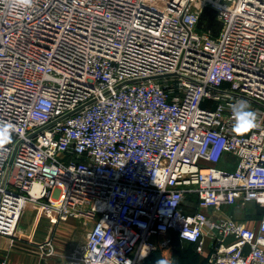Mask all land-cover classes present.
Here are the masks:
<instances>
[{"label":"built area","instance_id":"2783aa9c","mask_svg":"<svg viewBox=\"0 0 264 264\" xmlns=\"http://www.w3.org/2000/svg\"><path fill=\"white\" fill-rule=\"evenodd\" d=\"M0 122L1 235L42 204L93 221L66 264H136L172 231L264 264V0H0ZM249 203L253 226L222 213Z\"/></svg>","mask_w":264,"mask_h":264},{"label":"rangeland","instance_id":"374dc122","mask_svg":"<svg viewBox=\"0 0 264 264\" xmlns=\"http://www.w3.org/2000/svg\"><path fill=\"white\" fill-rule=\"evenodd\" d=\"M223 166L226 167V164ZM249 207L254 213L252 217L256 218L261 212L260 208L256 205ZM92 226L93 221L87 218L70 217L67 221H60L51 208L42 204H29L20 214L12 235L0 234V244H4L0 245V263L66 264L79 259ZM61 228H64L63 231ZM67 232H71V236ZM50 237L55 243L53 253L38 248ZM156 241L166 243L159 245L136 264H144L147 259L149 264H157L160 259L166 260L167 264H205L208 260V255L200 253L195 245L178 243L173 233L159 236Z\"/></svg>","mask_w":264,"mask_h":264},{"label":"clouds","instance_id":"9594fccd","mask_svg":"<svg viewBox=\"0 0 264 264\" xmlns=\"http://www.w3.org/2000/svg\"><path fill=\"white\" fill-rule=\"evenodd\" d=\"M20 2L24 7H30L33 0H20ZM231 112L235 121L233 125L234 131L240 132L246 128L256 126V113L249 108L247 101L241 100L232 104ZM13 127L11 123L0 122V151L3 150L5 143L10 142ZM157 264H167V261L160 259Z\"/></svg>","mask_w":264,"mask_h":264},{"label":"crops","instance_id":"0c3cea01","mask_svg":"<svg viewBox=\"0 0 264 264\" xmlns=\"http://www.w3.org/2000/svg\"><path fill=\"white\" fill-rule=\"evenodd\" d=\"M224 163H227L226 161ZM235 166V164L233 165V167ZM251 205H254L252 203H249V204H245V205H237L236 207H228V206H225L223 209H222V213L224 214H229V215H233L234 217H236L237 219H240V220H244L248 225H255L258 221V219L261 217L260 215H258L256 218L255 217H250L248 216V212L247 210L250 209L249 206ZM247 212V213H246ZM64 229V228H63ZM63 229L61 228L60 230L63 231ZM68 235L70 234L71 236V232H67ZM1 239V238H0ZM2 245V244H0ZM4 245V244H3ZM2 245V246H3ZM148 256V255H147ZM146 256V257H147ZM16 258V256L14 257ZM17 260V258L15 259Z\"/></svg>","mask_w":264,"mask_h":264},{"label":"water","instance_id":"95a60500","mask_svg":"<svg viewBox=\"0 0 264 264\" xmlns=\"http://www.w3.org/2000/svg\"><path fill=\"white\" fill-rule=\"evenodd\" d=\"M208 12H211L209 9H206L204 11V13L202 14L201 20L199 22V27H204L206 29H209L214 35H216L219 31V24L218 22L215 20L214 16H213V20L215 22V25H209V24H205L203 21L204 15L207 14Z\"/></svg>","mask_w":264,"mask_h":264},{"label":"trees","instance_id":"16d2710c","mask_svg":"<svg viewBox=\"0 0 264 264\" xmlns=\"http://www.w3.org/2000/svg\"><path fill=\"white\" fill-rule=\"evenodd\" d=\"M254 205H256V206H258L259 208H260V210H261V212L259 213V215L261 216L262 215V208H261V206H259V205H257V204H254ZM186 211H188L190 208L188 207V204L185 206V208H184ZM248 216H250V217H252V216H254V213H253V211H251V210H249V212H248ZM171 233H173L174 234V238H175V240L179 243V242H184V241H182L181 239H180V237H179V235H178V233L176 232V231H172ZM186 243H189V242H186ZM189 244H191V245H195V244H193V243H189ZM197 263H198V261H197ZM208 263V260L206 261V263L205 264H207ZM144 264H149V260L147 259L145 262H144ZM180 264H185V263H180Z\"/></svg>","mask_w":264,"mask_h":264},{"label":"bare ground","instance_id":"6f19581e","mask_svg":"<svg viewBox=\"0 0 264 264\" xmlns=\"http://www.w3.org/2000/svg\"><path fill=\"white\" fill-rule=\"evenodd\" d=\"M16 258H18V257L16 256ZM16 258H14V259H16ZM143 258H144V255L141 254V255L139 256V258H138V261L142 260ZM11 259H12V258H11Z\"/></svg>","mask_w":264,"mask_h":264}]
</instances>
